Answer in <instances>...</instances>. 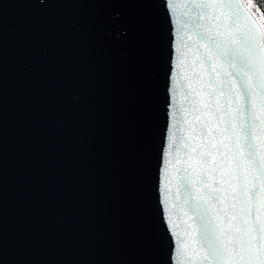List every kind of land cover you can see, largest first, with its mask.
I'll return each instance as SVG.
<instances>
[{"label":"water","instance_id":"95a60500","mask_svg":"<svg viewBox=\"0 0 264 264\" xmlns=\"http://www.w3.org/2000/svg\"><path fill=\"white\" fill-rule=\"evenodd\" d=\"M199 33L264 57L244 0H0V264H179L181 240L201 264L192 200L226 232L254 209L264 243V105L250 161L236 69Z\"/></svg>","mask_w":264,"mask_h":264},{"label":"snow or ice","instance_id":"6c2138e0","mask_svg":"<svg viewBox=\"0 0 264 264\" xmlns=\"http://www.w3.org/2000/svg\"><path fill=\"white\" fill-rule=\"evenodd\" d=\"M221 7L232 9L233 26L239 22L243 8L242 4H224ZM205 8L212 5H197ZM205 44L214 49L231 68L236 69L231 75L237 77L240 83L239 97L243 102L240 111L243 114L242 127L240 132L244 137V147L247 151V159L257 161L259 156V145L256 143L257 114L255 110V100L258 96L260 103L264 105V76H261L258 83H254L253 78L264 73V57L257 58L253 50L256 47L250 43L251 37L241 34L237 38V44L243 43L246 49L241 51L235 45H230L224 40L216 37H208L205 33H199ZM264 51V44L259 45ZM259 59V66L258 61ZM231 87V85H230ZM261 177L264 178V168L261 169ZM185 191L189 196L192 195V188L189 184L185 185ZM259 190H254L250 195L255 198ZM217 201V197L212 198ZM193 218L199 220V239L197 241L200 248L206 250L207 255L202 257L203 261H211V264H264V243L251 239V232L247 223L248 218L252 220V227H255V210L244 213L239 228L234 232H226L221 229L219 224L210 215L207 207L198 201L192 200ZM243 212V209L240 210ZM229 222L232 213L225 214ZM179 252L174 248L173 253L177 255L179 264H186L191 260L184 250V241L181 240ZM195 264V262H193Z\"/></svg>","mask_w":264,"mask_h":264},{"label":"trees","instance_id":"16d2710c","mask_svg":"<svg viewBox=\"0 0 264 264\" xmlns=\"http://www.w3.org/2000/svg\"><path fill=\"white\" fill-rule=\"evenodd\" d=\"M264 28V0H244Z\"/></svg>","mask_w":264,"mask_h":264}]
</instances>
